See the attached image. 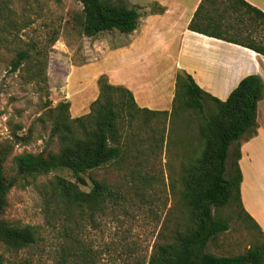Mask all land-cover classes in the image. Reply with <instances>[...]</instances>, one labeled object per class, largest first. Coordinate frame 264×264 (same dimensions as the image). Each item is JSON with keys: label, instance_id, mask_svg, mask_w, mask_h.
<instances>
[{"label": "rangeland", "instance_id": "1", "mask_svg": "<svg viewBox=\"0 0 264 264\" xmlns=\"http://www.w3.org/2000/svg\"><path fill=\"white\" fill-rule=\"evenodd\" d=\"M124 1L136 8L132 0ZM82 20V5L77 0H0V155L8 177L16 175L15 155L38 153L45 146L58 150L56 141L47 144L51 118L45 111L60 101L71 103L66 92L73 90L68 84L71 68L97 61L103 49L126 42L129 33L116 30L88 37L82 33ZM34 45L47 57V83L42 90L26 81L24 70L10 69L12 58L25 50L33 55ZM260 109L264 114L262 106ZM199 120L188 109L167 121L156 116L146 122L139 114L132 124L124 122L121 158L82 175L86 180V185H80L82 190L89 191L92 180H103L120 197L117 204L108 203L92 218L82 216L73 232L78 240L77 264H148L154 245L165 242L187 216L188 208L180 201L181 179L184 166L198 155H192V150L200 144ZM28 128L29 140L17 141L14 135H26ZM55 174L74 180L67 170H58L29 179L28 184L21 180L10 188L4 218L11 224L34 226L37 238L19 250L0 243L3 264L64 262L69 251L61 246L70 238L63 236V229L73 224L50 225L43 211V185ZM219 214L227 218L230 228L212 238L206 251L234 255L262 240L234 204L223 207Z\"/></svg>", "mask_w": 264, "mask_h": 264}, {"label": "trees", "instance_id": "2", "mask_svg": "<svg viewBox=\"0 0 264 264\" xmlns=\"http://www.w3.org/2000/svg\"><path fill=\"white\" fill-rule=\"evenodd\" d=\"M77 1L82 5L81 30L88 37L110 30L130 33L138 25V10L124 0ZM228 2L234 12L237 5L244 7L239 17L243 20V15H249L264 31V13L244 0ZM188 28L214 37L222 36L197 27L195 18ZM262 38L264 40V32ZM55 40L54 36L52 41ZM263 40L240 44L264 55ZM32 51L33 55L27 50L18 52L10 62V69L14 72L24 70L26 81L42 90L47 83V57L42 56V50L36 45ZM97 87L96 99L90 103L89 111L81 116L71 117L69 101H60L45 111L51 118L47 144L56 141L57 151L45 146L38 153L24 151L15 155L16 175L13 177L4 173V157L0 155V243L19 250L34 244L37 238L34 226L11 224L4 218L10 188L21 180L28 184L29 179L35 180L40 175L67 170L74 180L55 174L43 185V211L50 225L52 222L73 224L65 225L63 229V236L70 241L61 246L64 252L69 251L62 264H77L78 244L75 242L78 240L74 239L73 232L82 222V216L86 214L85 217L92 218L95 213L103 212L108 203L117 204L120 197L119 192L103 180H92L90 190H82L80 185H86L82 175L121 158L125 121L132 124L139 114L146 122L156 116L167 121L173 114L178 116L192 109L200 118V144L192 150V155H198L184 166L181 179L180 201L188 208L187 216L165 242L154 245L148 264H264V233L242 207L238 166L241 141L253 137L258 127L257 107L264 92L261 77L257 74L245 76L226 99L221 100L201 89L189 74L179 70L170 111L138 107L129 89L109 83L104 74L98 77ZM30 132L28 128L26 135L15 134L14 137L26 143ZM233 204L238 214L261 234L262 240L234 255L206 251L212 238L230 228L227 218L219 213L223 207ZM0 264H3L1 257Z\"/></svg>", "mask_w": 264, "mask_h": 264}, {"label": "crops", "instance_id": "3", "mask_svg": "<svg viewBox=\"0 0 264 264\" xmlns=\"http://www.w3.org/2000/svg\"><path fill=\"white\" fill-rule=\"evenodd\" d=\"M139 13L135 30L122 45L101 51L97 61L71 68L66 91L70 114L86 113L98 95L97 79L129 89L140 108L171 109L175 76L189 74L204 91L225 100L238 82L257 74L264 83V55L244 46L263 40V32L249 15L239 17L228 0H132ZM264 13V0H244ZM195 25L222 36L188 28ZM235 39V40H233ZM237 40V42H236ZM264 42V40H263ZM264 92L257 107L256 134L241 141L238 166L243 209L264 233ZM260 117H263L262 120Z\"/></svg>", "mask_w": 264, "mask_h": 264}]
</instances>
